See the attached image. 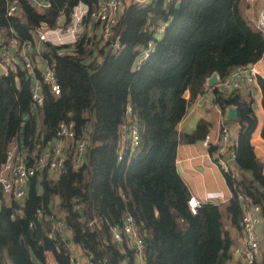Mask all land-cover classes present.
I'll return each mask as SVG.
<instances>
[{
  "label": "trees",
  "instance_id": "1",
  "mask_svg": "<svg viewBox=\"0 0 264 264\" xmlns=\"http://www.w3.org/2000/svg\"><path fill=\"white\" fill-rule=\"evenodd\" d=\"M20 1L21 16L6 17L5 1L0 0V30L12 28L22 39L30 38L29 29L42 22L54 28L59 15L66 22L78 3L90 9L98 3L48 0V8L37 10L27 0ZM239 2L128 3L106 43L100 45L92 36L88 44L82 36L73 53L60 54L65 46L47 44L61 93L46 96L33 111L21 74L18 86L13 75L0 77V166L13 141L31 151L41 137L42 143L54 137L60 121L73 122L77 135L88 133L80 167L66 162L55 178L47 171L32 177L22 203L6 202L0 189V264H45L48 252L56 264H71L69 244L89 253L92 264H134L126 242L111 240V228H120L126 214L143 233L145 264L226 262L232 240L223 227L220 205L206 202L190 214L189 192L176 171L175 157L179 143L207 134L208 123L202 120L190 134L177 130L188 105L203 93L206 79L215 72L223 80L233 68L255 64L264 52V39L244 19ZM113 41L120 45L118 51L111 49ZM149 42L152 52L137 64ZM257 83L264 113V80L258 77ZM212 93L223 113L229 106L237 108V175L223 173L231 193L227 218L241 230L240 194L260 207L264 225V164L250 143L258 121L253 96L238 90ZM131 123L139 129V144L127 148L118 161L121 130ZM260 136L264 139V117ZM215 150V145L208 147L210 154ZM50 216L64 222L66 235L46 238ZM253 264H264V250Z\"/></svg>",
  "mask_w": 264,
  "mask_h": 264
},
{
  "label": "built area",
  "instance_id": "2",
  "mask_svg": "<svg viewBox=\"0 0 264 264\" xmlns=\"http://www.w3.org/2000/svg\"><path fill=\"white\" fill-rule=\"evenodd\" d=\"M5 16L17 17L21 14L20 0H4ZM31 5L38 9H44L50 6L48 0H27ZM153 0H98L95 7L89 8L83 3H78L72 9L67 21L64 15H59L58 23L54 28L46 23L30 30V38L22 39L12 28L9 34L4 35L0 30V77L8 75L21 74L23 80L27 83L30 111L36 110L44 103L46 96H58L61 88L55 73V61L47 56V44L54 46H65L58 53L70 52L75 50L76 43L82 36L86 37V42L91 43L88 38L96 37L99 44H104L112 39L113 26L125 4H149ZM171 0H165L170 2ZM61 21V23H60ZM97 25V33H87L84 35L85 22ZM256 30L260 32L264 39V6L260 9L255 22ZM113 51H118L121 47L115 41L111 44ZM152 52V44L149 42L142 54L137 60L139 64L145 60ZM239 66L233 68L223 79L218 80L215 85L204 87L203 91L211 92L216 89L220 92H231L237 90L240 82H254L259 75L254 67ZM129 114L130 108H126ZM231 126L221 120L219 128V138L215 145L216 150L213 153V163L223 173L231 177L237 175L235 165L234 143L230 140L233 134ZM120 146L118 152V161L123 159L127 148L134 149L139 144V129L136 124H130L127 128H122L120 133ZM37 141L34 148L28 151L16 143L14 148L10 146L4 155L0 166V189L4 196L17 202H24L27 195L29 181L32 177L39 176V173L47 171L48 175L55 178L62 170L66 162H69L72 168L80 167L86 159L88 133L83 131L77 135L74 129V123L71 121H60L55 129L54 137L42 143ZM202 144L209 147L210 138L206 134L202 139ZM183 186L187 188V183L182 181ZM242 205V216L240 220L241 230L238 243L232 247V253L239 258V263L235 264H253L260 257L264 250L259 237L257 236L256 226L262 223L260 207L252 204L243 198L240 194L236 196ZM221 198V194H207L203 200L190 195L186 200V206L190 214H196L201 204ZM217 202V201H216ZM38 216L42 215L41 210H37ZM51 230L46 238L51 239L54 234L59 236L66 235V228L61 219L50 216ZM92 223L90 224V226ZM111 240L113 242L125 241L128 247L133 250L134 264H145L144 261V240L143 233L135 224L131 215L126 214L123 218L121 227L113 226L111 228ZM67 251L70 255L71 264H92L91 257L83 249L78 252L69 244Z\"/></svg>",
  "mask_w": 264,
  "mask_h": 264
},
{
  "label": "crops",
  "instance_id": "3",
  "mask_svg": "<svg viewBox=\"0 0 264 264\" xmlns=\"http://www.w3.org/2000/svg\"><path fill=\"white\" fill-rule=\"evenodd\" d=\"M264 6V0H240L239 7L240 12L245 20L251 24L254 29L257 16L260 9ZM35 8V7H34ZM48 8V7H47ZM37 10H43L38 9ZM46 9V8H44ZM21 14L17 17H20ZM84 34L91 33V31L97 33V25L94 23L90 24L88 21L85 22ZM24 23H22L23 25ZM26 26V25H23ZM30 30L28 31L30 36ZM16 32V31H15ZM4 35H8L9 31H3ZM17 33V32H16ZM31 37V36H30ZM29 39V38H28ZM255 69L258 72V76L255 78L254 82L248 83L241 81L238 92L242 96H247L251 94L253 96V109L257 117V126L253 133L251 134L250 143L253 146V150L257 158L264 164V139L260 136V131L263 124V109L261 106V92L260 87L257 83V78L260 77L264 80V52L259 60L254 64ZM15 81L18 83V75H13ZM218 80L219 77L217 75ZM207 80V79H206ZM17 85V84H16ZM18 86V85H17ZM208 87L205 81V88ZM226 111V110H225ZM39 118V123H40ZM204 121L208 123L207 135L210 138V144L216 145L219 138V128L221 120L228 123L233 134L230 136V140L234 143L236 138L237 127L235 126V120H227L225 118V112L223 113L219 107L214 102L213 93L204 92L198 94L194 100L188 105L185 115L177 124V130L181 134L192 133L198 121ZM234 121V122H232ZM203 139V138H202ZM202 139L195 140L193 142H181L177 145L175 165L176 171L179 174L182 181L187 183V190L190 195L196 197L199 200H203L207 194H221L216 204L220 205L221 210V220L224 229L230 235L232 243L229 245V257L224 264H235L239 263L240 259L235 257L232 253V247L238 243V238L240 231L233 227L227 218L225 208L229 203L231 193L225 182V178L219 168L213 163L212 156L208 151V147L202 144ZM17 144L18 140H17ZM10 146V145H9ZM22 146V145H21ZM25 149V148H24ZM264 170V166H263ZM5 201H10L11 199L4 196ZM54 205L58 203V197L54 199ZM52 206V205H51ZM257 236L264 246V225L263 222L256 226ZM74 247V251L78 252L80 247L76 244H71ZM262 254V252H261ZM261 257V255H260ZM259 257V258H260ZM258 258V259H259ZM257 259V260H258ZM45 264H56L52 254L46 253Z\"/></svg>",
  "mask_w": 264,
  "mask_h": 264
},
{
  "label": "water",
  "instance_id": "4",
  "mask_svg": "<svg viewBox=\"0 0 264 264\" xmlns=\"http://www.w3.org/2000/svg\"><path fill=\"white\" fill-rule=\"evenodd\" d=\"M176 6H179V2H177ZM61 23V21H60ZM25 25V24H23ZM248 67H250L251 65L248 64ZM208 85H215L218 83V78H217V74L214 72L212 73L206 80ZM16 84L18 85V83L16 82ZM184 95H186V93H184ZM225 118L227 120H235L237 118V108L234 106H229L226 111H225ZM177 171H178V167H177ZM215 204L217 203L216 200L213 201ZM52 205V201H50L49 206L51 207Z\"/></svg>",
  "mask_w": 264,
  "mask_h": 264
},
{
  "label": "rangeland",
  "instance_id": "5",
  "mask_svg": "<svg viewBox=\"0 0 264 264\" xmlns=\"http://www.w3.org/2000/svg\"><path fill=\"white\" fill-rule=\"evenodd\" d=\"M232 122H234V121H232ZM234 123H235V122H234ZM15 145H16V141H15V142H13V143H11L10 147H11V148H14V147H15Z\"/></svg>",
  "mask_w": 264,
  "mask_h": 264
},
{
  "label": "clouds",
  "instance_id": "6",
  "mask_svg": "<svg viewBox=\"0 0 264 264\" xmlns=\"http://www.w3.org/2000/svg\"><path fill=\"white\" fill-rule=\"evenodd\" d=\"M13 142H15V141H13ZM13 142H12V143H13ZM16 143H17V141H16ZM10 145H11V144H10ZM214 204H215V203H214Z\"/></svg>",
  "mask_w": 264,
  "mask_h": 264
}]
</instances>
